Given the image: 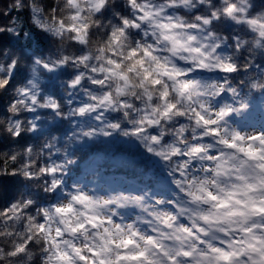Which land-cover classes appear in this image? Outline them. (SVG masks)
<instances>
[{"label":"snow or ice","instance_id":"obj_1","mask_svg":"<svg viewBox=\"0 0 264 264\" xmlns=\"http://www.w3.org/2000/svg\"><path fill=\"white\" fill-rule=\"evenodd\" d=\"M130 3L136 4V0ZM150 8L145 4L133 17L122 13L118 23L104 32L91 67L92 56L86 50L98 29L93 31L89 21L98 16L107 18L108 0H64L63 4L32 0L23 17L18 5L13 9L16 19L8 14L0 23V27L8 24L0 32V56L7 55L8 69L4 73L0 68V92L7 93L14 82L22 85L15 90L9 112L22 104L32 113L39 104L45 112H68L62 121L73 130L69 141L75 138L82 145L97 135L111 137L106 129H118V123H108L97 131L86 120L91 113L97 123H103V114L115 101L111 91L100 90L114 80L120 82L115 89L119 95L139 87L149 101L142 109L139 126L124 135L139 136L149 127L155 132L161 123L174 119L188 121L177 132L190 127L194 132L190 140L180 135L171 143L162 140V134L149 138L152 144L162 145L158 151L148 147L149 153L176 162L168 175L180 195L167 200L152 198L150 192L139 193L135 187L87 188L75 182L70 191L55 198L64 186L60 179L67 175L64 169L73 166L67 153L53 156L50 163L39 167L40 176L33 175L31 165H26V180L31 183L44 178L45 191L50 190L54 198L37 201L30 195H5L7 185L0 183V264H264V130L248 133L222 127L247 107L241 100L237 109L225 99L240 95L233 87L236 78L247 77L252 71L248 65L264 68L254 59L264 58V17L245 14L243 7L232 3L223 7L228 21L222 22L213 12L197 17V23L186 24L181 17L172 16L157 21L154 18L159 13ZM145 23L153 29L144 32L145 39L155 38L154 45L165 44L187 69L167 58L161 60L155 55L158 49L143 42H134L125 53L128 32L135 29L139 34ZM201 25L215 31H205ZM33 29L39 30L35 39ZM218 32L226 33L225 39L219 38ZM41 46L47 59L39 51ZM69 48L74 55L69 54ZM52 58L68 76V87L76 89L84 84L97 91L89 94L86 87L87 98L70 101L76 107L68 109L50 103L53 96L38 95L35 89L41 77L57 71ZM238 61L244 63L243 70ZM74 64L85 68L64 70V66ZM196 73H208L210 78H189ZM261 77L264 72L258 71L256 78L243 82L249 84V90L259 88ZM153 90H159L157 103L151 102ZM221 100L224 102L216 103ZM120 107L129 106L121 102ZM73 120L80 123L73 124ZM14 123L16 128L12 131L10 125V135L26 146L22 122L17 118ZM32 128L37 130L35 123ZM54 131L63 129H50V133ZM43 147L51 149L52 145ZM124 164L135 166L132 161ZM101 166V158L89 164L96 173ZM75 171L79 173L78 166ZM16 176L15 171L11 175L6 172L0 181ZM24 191H28L26 185ZM128 209L138 210V214L125 215Z\"/></svg>","mask_w":264,"mask_h":264},{"label":"clouds","instance_id":"obj_2","mask_svg":"<svg viewBox=\"0 0 264 264\" xmlns=\"http://www.w3.org/2000/svg\"><path fill=\"white\" fill-rule=\"evenodd\" d=\"M48 0H45L47 3ZM54 4H63L64 0H53ZM32 0H6V3L0 5V13H3V23L8 19V14L13 13V9H17L20 5V14L23 17L24 10L29 9ZM235 3L238 8L243 7L245 14L252 12L254 16L264 17V0H136V4L130 3V0H108V15L98 16L89 22L93 25V31H97L95 39L91 42L86 50V54L92 56V60L88 65L96 63V47L98 46L104 32L109 29L111 25L117 24L119 19L122 18V13H126L128 17L138 15L137 9L144 7L145 4L151 5L149 11L158 12L159 15L155 16V20L160 21L166 17H181L186 24L197 23L196 18L207 13H217L221 17V21H228L229 18L224 15L223 7L228 4ZM253 9L255 11L253 12ZM15 15H11V19L15 20ZM85 15L89 13L85 12ZM95 17V14H92ZM240 15V13H237ZM211 18V17H210ZM10 24V21H8ZM31 25V21H28ZM8 24L4 27H0V32L5 30ZM205 31H215L208 25H201ZM235 27V26H233ZM38 29H33V39L36 38ZM151 32L149 23H145L139 30V34H136V30L132 29L128 32V35L124 41L123 47L125 53L129 47L134 45V42H143L147 45H154V39H145L144 32ZM217 35L221 39H225L226 33L218 32ZM67 39L65 41L67 45ZM225 43L227 41L225 40ZM158 50L155 55L161 60L167 58L169 62L177 64L179 67L187 69L188 65L184 64L178 56H173L172 53L166 50V45L155 44ZM40 52L45 53V59L48 58L46 49L41 46ZM69 54L74 55L72 49H68ZM245 56L247 54L245 53ZM257 63L264 64V58H254ZM239 62V61H238ZM51 63L57 71L51 74H46L41 77L37 88L35 89L38 95L53 96L50 103H57L62 108H74L75 103H69L70 101L79 102L87 98L84 89L89 88V94L96 92V89H91L90 86L82 84L80 88L68 87V76L62 74L59 69L61 65L56 64L55 58H52ZM241 69L245 67L243 62ZM7 55L0 56V68L4 69V73H7L8 69ZM252 68V71L247 74V77H237L233 84L240 95L235 99L231 96L226 97L228 103L233 104L235 108L240 109L242 100L247 107L236 112L227 125L222 127H235L244 132L251 133L253 131L264 130V77H261V83L259 88H252L249 90V84L244 83L248 77L256 78L259 72H264V68L257 70L254 65H248ZM85 65L74 64L64 66V70L67 72L83 71ZM0 75H3L0 73ZM190 79H207L210 78L208 73H196L194 76H190ZM136 78L133 77V80ZM120 82L110 80L108 85L100 91H111L112 99L115 104L106 109L103 114V123H97L95 116L89 114L86 122L90 123L93 127L99 131L100 128L105 127L108 123H118L120 127L118 129H106L111 131V137H104L97 135L94 139H91L84 144H78L76 139L68 140V136L72 134V128L67 121H62V117L68 116L67 111L63 112H45L40 108L38 104L36 110L32 113L27 111L25 105L18 104L15 109L9 112L10 101L12 97L16 95V88L21 87V83L14 82L12 88L7 93L0 92L2 102H0V176H4L7 172L11 175L12 171H15L16 179L11 180V193L16 195H30L37 201L40 198L53 199L51 191H45L46 181L44 178L34 180L29 183L24 173L29 171L26 165H31V171L33 175L40 176L39 167L43 166L46 162H51L50 158L53 156L63 157L67 153V158L73 162L72 167H66L64 169L67 175L61 176L64 186L61 192L55 194V198H60L61 194L65 190H71L72 183H80L87 188L95 187H107L110 189L121 190L128 189L130 187L137 188L139 193H151L152 198L170 199L175 196H179L180 193L176 187L172 184L173 177L168 175L169 171L174 169L175 161L171 163L166 162L163 158L157 157L147 151L148 147H152L154 151L160 150L162 145L152 144L150 137L152 135H161L162 140L171 143L183 135L185 139L190 140L194 134L193 128H187L183 133L177 132V129L181 128L183 124H187V120L174 119L172 121H165L161 123L155 132L149 127L148 131L142 133L139 136H133L131 134L124 135L123 133H131L132 129L139 126L138 122L143 116L142 109L149 103L143 90L139 87L130 88L126 95H119L115 89ZM162 87V86H161ZM158 91L153 90L152 103L158 102ZM55 94V95H54ZM41 101L40 103H44ZM121 102L129 107H120ZM224 100L217 101L216 103H223ZM19 119L22 122L20 130L24 132L25 137L28 140L26 146H21L19 142L15 140L13 135H10L9 129L15 131L16 125L15 119ZM36 124L37 130L34 132L32 125ZM73 124H79V120H73ZM60 127L63 131H54L50 133V129ZM78 131V129H77ZM50 133V134H49ZM199 134V133H196ZM83 140V137L80 138ZM51 144L52 148L48 149L43 147L46 144ZM31 147V152L27 151V148ZM94 149V150H93ZM96 158L102 159V166L99 168L98 173L89 167L92 160ZM124 161H132L135 166H125ZM15 164V168L12 165ZM79 167L80 171L77 173L75 167ZM199 166V165H197ZM203 175V173H200ZM9 181V180H6ZM5 181H0L4 183ZM27 186L28 191H24V186ZM148 203H151V199H147ZM138 214V210L128 209L125 215L135 216ZM23 264H28L27 261Z\"/></svg>","mask_w":264,"mask_h":264},{"label":"trees","instance_id":"obj_3","mask_svg":"<svg viewBox=\"0 0 264 264\" xmlns=\"http://www.w3.org/2000/svg\"><path fill=\"white\" fill-rule=\"evenodd\" d=\"M5 3H6V0H0V5H3ZM15 14H16L15 11H13V13H9L10 16L11 15H15ZM3 19H4V17L3 16H0V20H3ZM4 184L7 185L5 195L11 194V186H12L11 180L5 181ZM0 202H2V201H0Z\"/></svg>","mask_w":264,"mask_h":264}]
</instances>
